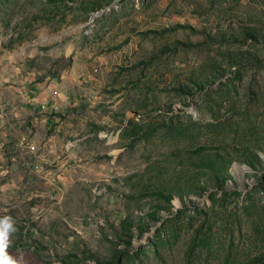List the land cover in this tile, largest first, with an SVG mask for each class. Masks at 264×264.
Wrapping results in <instances>:
<instances>
[{
	"label": "rangeland",
	"instance_id": "rangeland-1",
	"mask_svg": "<svg viewBox=\"0 0 264 264\" xmlns=\"http://www.w3.org/2000/svg\"><path fill=\"white\" fill-rule=\"evenodd\" d=\"M40 91L0 139L15 264H264V0H0V115Z\"/></svg>",
	"mask_w": 264,
	"mask_h": 264
},
{
	"label": "trees",
	"instance_id": "trees-1",
	"mask_svg": "<svg viewBox=\"0 0 264 264\" xmlns=\"http://www.w3.org/2000/svg\"><path fill=\"white\" fill-rule=\"evenodd\" d=\"M193 159L194 158L189 154H179L175 156V161H178L181 165V171H185L188 167H192L190 164L193 163ZM200 159L201 160L199 162H196V166H194L195 164H193V166L195 167L197 174L203 176L207 175L209 177L208 181H214V184H212V190L214 189L212 192L213 197L218 195L220 192L224 193V181L223 179L220 180L218 174H221L223 170L226 172L227 167L222 166L218 158V154L204 153L202 157L200 156ZM230 163L231 162L227 161V166ZM135 177L138 181V184L140 185V190L152 192L154 195L159 196L162 199L166 198V203H170L172 194H170L168 197L165 196L167 192L164 188L165 184H163L162 180L158 178L157 169L154 168V166L147 167L143 173L136 174ZM142 182L143 185L141 184Z\"/></svg>",
	"mask_w": 264,
	"mask_h": 264
},
{
	"label": "crops",
	"instance_id": "crops-1",
	"mask_svg": "<svg viewBox=\"0 0 264 264\" xmlns=\"http://www.w3.org/2000/svg\"><path fill=\"white\" fill-rule=\"evenodd\" d=\"M31 93H34V91H38V88H31V90H29ZM39 95L33 96L31 97V95H27V100H25L26 95L24 96V94H22L23 98H21V100L16 101L15 98H13L12 100H8V102H4L2 103L3 106L7 105L9 111L2 113L0 115V125L3 126L5 128V134L4 135H0V139L2 141H8L10 138H14L16 137V133L18 132L14 126L16 125V123L11 124L9 121V115H12L13 118L19 122H25L24 120H20V118H27V117H32L33 120L37 119V116L41 115L44 117V124L46 125L48 123V116L53 114V112L51 110H45L42 106L46 102L47 100H45L46 95H44L41 91L38 93ZM56 95V94H55ZM54 97L51 96L50 99ZM7 103V104H6ZM23 103V104H21ZM49 107L53 106V104L49 105ZM35 107V108H34ZM34 109H38V112H35ZM41 109V110H40ZM44 109V110H43ZM40 116V117H41ZM35 123V122H34ZM40 123V122H39ZM11 131V132H8Z\"/></svg>",
	"mask_w": 264,
	"mask_h": 264
},
{
	"label": "clouds",
	"instance_id": "clouds-1",
	"mask_svg": "<svg viewBox=\"0 0 264 264\" xmlns=\"http://www.w3.org/2000/svg\"><path fill=\"white\" fill-rule=\"evenodd\" d=\"M16 231L13 221L10 217H0V264H15L7 255H4V249L7 247L8 235Z\"/></svg>",
	"mask_w": 264,
	"mask_h": 264
},
{
	"label": "built area",
	"instance_id": "built-area-1",
	"mask_svg": "<svg viewBox=\"0 0 264 264\" xmlns=\"http://www.w3.org/2000/svg\"><path fill=\"white\" fill-rule=\"evenodd\" d=\"M42 106H46V111L47 110L57 111V109H58L57 105H55V106L53 105V106L49 107L47 104H43Z\"/></svg>",
	"mask_w": 264,
	"mask_h": 264
}]
</instances>
